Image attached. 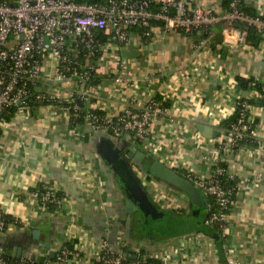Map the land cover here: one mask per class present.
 Masks as SVG:
<instances>
[{
    "label": "crops",
    "instance_id": "0c3cea01",
    "mask_svg": "<svg viewBox=\"0 0 264 264\" xmlns=\"http://www.w3.org/2000/svg\"><path fill=\"white\" fill-rule=\"evenodd\" d=\"M198 1L215 8L222 5V0ZM244 4L264 12V0H244ZM201 39L199 31L170 30L163 36L140 38L132 30L124 43L106 39L100 45L95 60L97 83L92 88L86 86L88 100L78 102L113 118L126 108H143L152 97L164 100L165 112L155 117L147 145L128 132L113 135L90 131L84 125L70 126V111L63 104L69 102L67 94L80 93L72 89L73 84L60 85L62 105L49 101L15 109L8 119L0 115V206L16 220L0 232L5 255L16 260L53 261L57 249L70 241L80 255L73 254L66 264H84L91 242L106 240L116 249L125 239L137 245L143 255L157 258L166 249H174L182 236L195 233L199 239L180 249L171 264H228L229 258L238 264H264V105L249 103L260 126L259 141L242 145L229 159L236 188L225 238L212 237L208 227V233L155 231L158 226L145 232L138 215L132 217L127 237L126 196L100 151L108 141L136 177V169L146 170L134 158L138 149L184 178L188 171L209 173L211 163L203 159L205 143L220 135L223 121L232 115L239 98L256 101L264 94V37L256 45L250 41L228 43L221 25L216 24L204 43ZM237 76L253 78L263 93L254 87L241 89ZM45 78L35 90L52 93L56 83ZM211 147L207 146V154L217 157ZM148 177L161 191L160 205L147 192L155 205L165 212L179 210L183 217L191 214L187 194L150 173ZM39 182L61 193L62 213L39 205L33 194ZM198 214L202 220L205 211ZM123 252L134 256L129 249L123 248Z\"/></svg>",
    "mask_w": 264,
    "mask_h": 264
},
{
    "label": "built area",
    "instance_id": "2783aa9c",
    "mask_svg": "<svg viewBox=\"0 0 264 264\" xmlns=\"http://www.w3.org/2000/svg\"><path fill=\"white\" fill-rule=\"evenodd\" d=\"M221 4L215 8L198 0H0V115L12 107L18 110L30 108L31 98L56 101L62 105L64 92L59 91L62 84H73L72 89L80 92L67 94V103L76 99L88 100L84 88L86 82L96 75V31L107 35L108 41L120 44L128 40L132 30L140 38H152L155 34L163 36L170 30L186 34L199 31L204 43L210 28L216 24L221 25L223 39L228 43L245 42L249 28L264 35L263 11L250 13L244 6V0H222ZM238 23L241 27L236 26ZM44 76L56 83L52 93L35 90ZM247 99L236 101L233 108L236 119L223 128L218 137L205 143L203 159L211 163L209 173L203 175L188 171L185 174V178L205 197L204 225L222 238L228 231V211L234 202L236 188L235 183L226 185V181L235 180L229 159L242 145H254L259 141L260 126L250 111ZM63 105L70 111L69 105ZM165 108L164 100L152 97L141 109H124L117 116L121 131L130 133L142 145H147L151 140L155 117L163 114ZM84 126L90 131L110 133L112 130L110 134L113 135H118L120 129L112 124L111 117L99 118L94 113L86 116ZM209 145L213 146L211 148L216 151L217 157L211 158L207 154ZM144 171L136 169L137 178L160 205L161 191L157 183L148 177L149 172ZM43 184L45 190L40 192V197L33 190L37 202L44 210H48L47 202L53 203L54 212L62 213L63 198H57V190L45 182ZM14 221L0 206V232L7 231ZM194 234L182 236L174 249H166L157 258L140 255L138 246L125 239L117 243L116 249L110 247L106 240L94 241L87 245L84 264H157L147 262L149 258L159 261V264H171L180 249L191 247L199 239ZM123 248L129 249L135 257H128ZM73 254L80 255V252L74 248L69 250L63 244L55 252L53 261L21 257L10 262L0 248V264H66ZM228 264L238 262L229 258Z\"/></svg>",
    "mask_w": 264,
    "mask_h": 264
},
{
    "label": "water",
    "instance_id": "95a60500",
    "mask_svg": "<svg viewBox=\"0 0 264 264\" xmlns=\"http://www.w3.org/2000/svg\"><path fill=\"white\" fill-rule=\"evenodd\" d=\"M241 27V24H236ZM258 36L264 37L263 34L257 33ZM256 104L264 105V94L256 97ZM216 132V131H215ZM132 150V149H131ZM100 151L109 160V164L118 177L121 188L123 189L126 199L124 212L125 217V234L128 237L131 230L130 225L132 217L140 216L141 225L144 227L148 224L149 227H156L150 223L156 219L161 222L163 219L169 217L168 213L155 205L148 197L147 192L140 184L135 174L131 171L124 159L113 150L112 145L107 141ZM134 151V150H133ZM134 158L146 168L157 180H163L169 184L178 187L182 192L187 194L190 198L191 214L185 217L189 224L190 230L200 231L201 228H206L203 220L197 217L198 210L204 206V200L199 189L189 180L177 174L173 169L168 168L162 162L156 160L152 156H146L143 151L138 149L134 151ZM145 157V158H144ZM156 223V222H155ZM158 223V222H157ZM210 235L214 238L218 236L215 230H211ZM54 252L50 255L53 256ZM134 258L135 256H130Z\"/></svg>",
    "mask_w": 264,
    "mask_h": 264
},
{
    "label": "trees",
    "instance_id": "16d2710c",
    "mask_svg": "<svg viewBox=\"0 0 264 264\" xmlns=\"http://www.w3.org/2000/svg\"><path fill=\"white\" fill-rule=\"evenodd\" d=\"M86 1H98V0H86ZM223 1L226 2V0H223ZM245 8L250 13H254V10H252V9H250L248 7H245ZM243 28L245 29V27H243ZM95 36H96V41H97L96 42L97 43L96 44V49H95V58L97 59L99 57V55H100V52H101L100 51V45L104 41H106L107 35L104 36L102 31H96L95 32ZM261 39H262V37L261 36H258L257 35V32H255L251 28H249L247 30L246 41H250V43H252L253 45H256ZM236 81H237L238 86L241 89H243V90H246L248 88H253L254 87L257 90H259L260 92H262L261 85L258 82H256L253 78H243L241 76H237L236 77ZM96 83H97V76L94 75V76H92L91 80H89L88 82H86V86H88V85H95ZM48 102L49 101H45V100H41V101L34 100L33 98H31L29 100V104L31 106L39 105V104H43L44 105V104H47ZM247 102L248 103H254L255 102V98H251L250 100H247ZM64 104L70 106L69 122H70V126H72V127L77 126V125H84L85 124V121H86V116L88 114H91V113L97 114L99 116V118H103L104 117L103 116L104 113L101 110L94 109V108H88L83 103V101L81 103H79L77 101V99L73 103H67V102H65ZM165 107H166V105H165ZM15 109H16L15 107H12V108L7 109V110H5V111L2 112V115L1 116L2 117H5L6 119H8ZM235 119H236V113H233L232 115H230L229 118H227L225 121H223V123H222L223 128L228 127L229 124L231 122H233ZM112 124L114 126L120 128L119 129V132H118V135H119V133L122 132L121 131L122 129H121V124H119V121H118L117 117H113L112 118ZM110 133H112V130H110ZM142 167H144V166H142ZM224 182H225V179H224ZM226 185H234V182L233 181H226ZM34 190H36L38 192V194H39L38 196L40 197V192H43L45 190V187H44L43 182H39L34 187ZM55 196L57 198L62 197L61 196V193L59 191H56ZM203 199L205 200V197H203ZM46 206H47L48 211H50V212H54L56 210V208L53 205V203L47 202L46 203ZM198 211H203V208L200 209V210H198ZM166 213H168V215H169L168 218H172V220H174L175 218H181V216L184 215L183 212H181L179 210H169ZM189 214L190 213H188L186 215H189ZM171 223H174V224H172V226H171L172 228L168 230L169 231L168 233H171V232H180V231H178L179 230L178 228H180L182 230V227H181L182 224L175 223L174 221H172ZM174 225H177V228H174L175 227ZM201 230L207 232V230H205L204 228H201ZM148 231H150V230H147L146 232H148ZM65 245H66V247L69 250H73L72 242H65ZM139 254L141 255L142 253L139 252ZM9 260H10V262L16 261V259H14V258L11 259V257L9 258ZM147 262H156L157 264H159V261H154V259H152V258L147 259Z\"/></svg>",
    "mask_w": 264,
    "mask_h": 264
},
{
    "label": "rangeland",
    "instance_id": "374dc122",
    "mask_svg": "<svg viewBox=\"0 0 264 264\" xmlns=\"http://www.w3.org/2000/svg\"><path fill=\"white\" fill-rule=\"evenodd\" d=\"M172 221H174L175 223H180L182 224L181 227H182V230L180 228H178L179 230L178 231H184V232H189L191 231L190 228H189V224L187 222V220L185 219V217L181 216V218H175L174 220H172V218H166V219H163L161 222L159 221H156V219L154 221H152L150 224L151 225H156L158 227H156L155 231H160V230H164V231H168L169 229H171L172 227V224L174 223H171ZM156 222V223H155ZM158 222V223H157ZM141 224V222H140ZM150 225H146L144 227L141 226L142 229H144V231L146 232L147 230H151L153 231L154 228L152 227H149ZM175 227L174 228H177V225H174Z\"/></svg>",
    "mask_w": 264,
    "mask_h": 264
},
{
    "label": "flooded vegetation",
    "instance_id": "af4514ba",
    "mask_svg": "<svg viewBox=\"0 0 264 264\" xmlns=\"http://www.w3.org/2000/svg\"><path fill=\"white\" fill-rule=\"evenodd\" d=\"M200 214H197V216H199Z\"/></svg>",
    "mask_w": 264,
    "mask_h": 264
}]
</instances>
